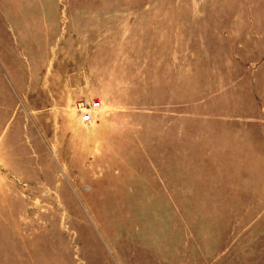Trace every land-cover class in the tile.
Segmentation results:
<instances>
[{
	"label": "rangeland",
	"instance_id": "rangeland-1",
	"mask_svg": "<svg viewBox=\"0 0 264 264\" xmlns=\"http://www.w3.org/2000/svg\"><path fill=\"white\" fill-rule=\"evenodd\" d=\"M7 79L0 264H264V0H0Z\"/></svg>",
	"mask_w": 264,
	"mask_h": 264
},
{
	"label": "crops",
	"instance_id": "crops-1",
	"mask_svg": "<svg viewBox=\"0 0 264 264\" xmlns=\"http://www.w3.org/2000/svg\"><path fill=\"white\" fill-rule=\"evenodd\" d=\"M8 81L10 82V80ZM8 81L4 80L3 88H2V93L3 95L5 94L6 101L2 104L0 102V140L4 138L6 134H9V132H11V130L8 128V125L10 124L14 126L15 122H11V121L16 120L15 105L18 101L19 91L15 88L13 84H11V82L9 84ZM9 150H10L9 145H5L4 142H0V153L6 152L7 154H10ZM0 160H2L3 162L6 161L3 159ZM0 183L3 186L6 185L5 174H3L1 171H0Z\"/></svg>",
	"mask_w": 264,
	"mask_h": 264
},
{
	"label": "built area",
	"instance_id": "built-area-1",
	"mask_svg": "<svg viewBox=\"0 0 264 264\" xmlns=\"http://www.w3.org/2000/svg\"><path fill=\"white\" fill-rule=\"evenodd\" d=\"M100 106L97 101H80L75 105L76 110L81 115V120L84 123L91 121V111L98 109Z\"/></svg>",
	"mask_w": 264,
	"mask_h": 264
}]
</instances>
